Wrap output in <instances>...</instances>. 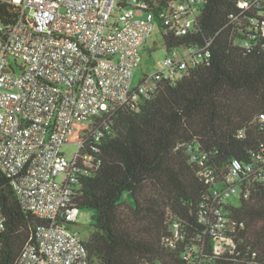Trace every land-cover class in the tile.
Returning a JSON list of instances; mask_svg holds the SVG:
<instances>
[{
    "label": "built area",
    "instance_id": "obj_1",
    "mask_svg": "<svg viewBox=\"0 0 264 264\" xmlns=\"http://www.w3.org/2000/svg\"><path fill=\"white\" fill-rule=\"evenodd\" d=\"M205 2L0 0V175L24 209L45 220L14 264H89L84 239L71 225L80 213L73 204L80 180L102 164L98 145L107 120L100 119L153 96L161 81L178 79L209 59L212 40L183 46L189 54L170 51L133 86L141 48L154 28L175 37L198 33ZM238 5L254 12L240 30L241 44L250 50L264 37V0ZM83 120H90V128L69 159L62 146ZM258 120L264 129V113ZM188 152L209 188L199 205V227L191 225L190 233L183 220L173 221L171 244L181 242L188 264H225L238 255L237 233L244 226L230 213L231 199L248 198L252 181L264 186V142L251 161L232 158L226 172L210 166L197 143ZM5 228L0 206V249Z\"/></svg>",
    "mask_w": 264,
    "mask_h": 264
},
{
    "label": "trees",
    "instance_id": "obj_2",
    "mask_svg": "<svg viewBox=\"0 0 264 264\" xmlns=\"http://www.w3.org/2000/svg\"><path fill=\"white\" fill-rule=\"evenodd\" d=\"M166 1L172 0H158ZM238 1L206 0L198 33L164 35L169 51L212 40L207 61L100 119L107 120L98 145L102 164L80 180L73 199L79 209L95 212L94 230L84 240L89 264H188L181 242L171 244V224L183 220L190 233L191 225L199 227V205L209 188L188 146L197 143L208 164L226 172L232 158L251 161L264 142L258 120L264 113V37L250 50L242 46L240 30L254 12ZM249 185V197L229 207L244 226L237 233L239 253L225 264H264V186ZM125 195L132 201L129 213L122 211ZM0 206L6 221L0 264H14L45 220L22 207L4 175Z\"/></svg>",
    "mask_w": 264,
    "mask_h": 264
},
{
    "label": "rangeland",
    "instance_id": "obj_3",
    "mask_svg": "<svg viewBox=\"0 0 264 264\" xmlns=\"http://www.w3.org/2000/svg\"><path fill=\"white\" fill-rule=\"evenodd\" d=\"M163 29L159 26H156L152 32L151 37L148 39L146 44L141 48V62L139 67L135 72V77L133 80V86L140 85L146 74H151L155 70L159 68V62L166 55L170 53L168 50L164 35ZM171 52H177L180 55L186 56L189 54V49L186 47H177L173 49ZM181 77V76H180ZM91 122L90 120H83L75 123L74 130L68 135L67 143L62 146L63 152L69 159H73L74 153L78 149L77 141L84 135L85 131L90 128ZM58 179H61L59 177ZM126 202L122 206V211L125 213L130 212V206L132 205V201L128 195H125ZM233 204L236 205L239 203V197H233L231 199ZM94 210L92 209H80V213L77 221L74 225H71V228L80 233L81 237L86 240L89 235L94 230L92 225L93 223V215ZM131 218H133L132 213Z\"/></svg>",
    "mask_w": 264,
    "mask_h": 264
}]
</instances>
